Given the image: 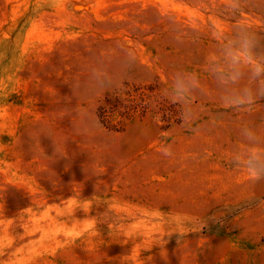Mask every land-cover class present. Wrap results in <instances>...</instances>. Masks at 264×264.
Instances as JSON below:
<instances>
[{
	"label": "rangeland",
	"instance_id": "374dc122",
	"mask_svg": "<svg viewBox=\"0 0 264 264\" xmlns=\"http://www.w3.org/2000/svg\"><path fill=\"white\" fill-rule=\"evenodd\" d=\"M220 2L0 0V264H264V178L226 160L264 101L197 97L185 125L160 96L236 22ZM241 20L264 31V0ZM98 64L113 87H93Z\"/></svg>",
	"mask_w": 264,
	"mask_h": 264
},
{
	"label": "clouds",
	"instance_id": "9594fccd",
	"mask_svg": "<svg viewBox=\"0 0 264 264\" xmlns=\"http://www.w3.org/2000/svg\"><path fill=\"white\" fill-rule=\"evenodd\" d=\"M248 10L249 0H221L216 8L221 20L236 22L223 24L214 32L215 46L204 55L198 70L177 67L161 88L162 99L180 106L185 125L199 118L197 97L211 99L233 112H250L264 101V31L241 20ZM90 80L97 91L115 85L102 64L91 69ZM236 136L226 150V160L250 181L264 178V128L242 121ZM54 144L56 152L63 155ZM159 154L164 159L174 158L173 145H161Z\"/></svg>",
	"mask_w": 264,
	"mask_h": 264
}]
</instances>
